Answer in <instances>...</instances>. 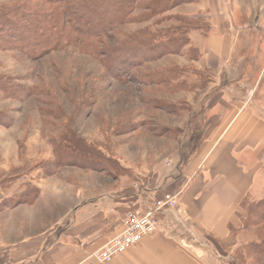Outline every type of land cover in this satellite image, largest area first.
I'll return each mask as SVG.
<instances>
[{"label":"rangeland","instance_id":"rangeland-1","mask_svg":"<svg viewBox=\"0 0 264 264\" xmlns=\"http://www.w3.org/2000/svg\"><path fill=\"white\" fill-rule=\"evenodd\" d=\"M200 1L151 14L146 11L151 0H143L130 23L103 43L108 50L142 31L162 39L169 34L189 40L179 55L148 63L127 59L119 65L114 58L92 57L78 45L68 46L49 24L26 41L28 48L38 47L35 56L43 50L47 55L0 51L1 165L16 166L3 175L6 187L28 174L38 183L61 169L73 174L68 170L80 166L97 176L108 170L119 174L123 166L136 179L135 170L145 159L151 162L173 153L178 160L184 147L199 137L205 121L198 115L215 91L224 87L221 77L233 70L239 80L228 81L230 87H250L249 93L264 108V0H226L228 21L224 23L229 27L224 36L232 42L228 63L232 71L219 74L201 67L195 44L210 33V14L178 13ZM24 2L0 0V5ZM72 164L79 167L64 166ZM36 189L32 184L5 203L31 198ZM242 246L219 264H244Z\"/></svg>","mask_w":264,"mask_h":264},{"label":"crops","instance_id":"crops-1","mask_svg":"<svg viewBox=\"0 0 264 264\" xmlns=\"http://www.w3.org/2000/svg\"><path fill=\"white\" fill-rule=\"evenodd\" d=\"M226 2L201 0L178 12L210 14L211 31L195 44L201 67L218 74L232 71V42L224 36L229 27L224 23ZM236 74L233 70L221 77L224 87L199 112L205 121L199 137L178 160L173 153L145 159L135 170L136 179L123 166L119 174L108 170L109 176L71 168L73 174L61 169L38 183L28 174L6 187L3 175L16 166H2L0 153V205L32 184L38 189L34 201L0 210V264H102L91 254L123 231L126 215L167 196L175 197L188 221L182 224L171 213L158 215L156 234L105 264H219L227 253L257 242L254 230L242 229L241 204L264 196V108L250 87H230L228 81L239 80Z\"/></svg>","mask_w":264,"mask_h":264},{"label":"trees","instance_id":"trees-1","mask_svg":"<svg viewBox=\"0 0 264 264\" xmlns=\"http://www.w3.org/2000/svg\"><path fill=\"white\" fill-rule=\"evenodd\" d=\"M26 1L11 6L0 5V51H16L27 57L33 56L38 47L32 45L33 47L28 48L26 41L31 39V36L41 33L45 24L52 25L53 30L63 35L68 46L78 45L92 57L114 58L119 61V65H124L127 59L148 63L153 59L179 55L181 49L189 45V40L180 36L166 34L162 39L158 35L142 31L120 39L114 48L108 50L104 48L103 43L111 34L117 33L120 27L130 23V16L143 0ZM197 1L151 0L146 11L151 14L157 11L164 13L180 5ZM14 20L17 24H12ZM47 54V50H43L33 57ZM59 152L61 155L65 153L62 150ZM64 166L79 167L75 164ZM37 196L38 189L33 197L29 198L27 195L25 200L17 201L15 204L30 203ZM7 205L1 204L0 210ZM241 209L245 214L241 220L242 229L254 230L258 236L257 242L246 244L239 249L244 257V264H264V196L257 201L245 199Z\"/></svg>","mask_w":264,"mask_h":264},{"label":"built area","instance_id":"built-area-1","mask_svg":"<svg viewBox=\"0 0 264 264\" xmlns=\"http://www.w3.org/2000/svg\"><path fill=\"white\" fill-rule=\"evenodd\" d=\"M137 192L140 186H133ZM171 213L176 221L184 224L188 217L178 209L175 197L167 196L154 201L150 206L139 207L130 211L123 221V231L111 238L103 247L91 254L98 263H109L136 246L143 238L156 234L159 230L158 215Z\"/></svg>","mask_w":264,"mask_h":264},{"label":"bare ground","instance_id":"bare-ground-1","mask_svg":"<svg viewBox=\"0 0 264 264\" xmlns=\"http://www.w3.org/2000/svg\"><path fill=\"white\" fill-rule=\"evenodd\" d=\"M216 40H218V39H216Z\"/></svg>","mask_w":264,"mask_h":264}]
</instances>
